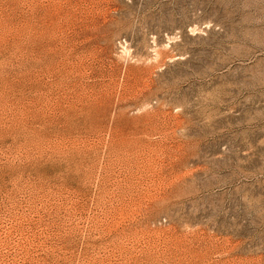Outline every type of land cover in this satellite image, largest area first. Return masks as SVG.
Instances as JSON below:
<instances>
[{
  "label": "rangeland",
  "instance_id": "1",
  "mask_svg": "<svg viewBox=\"0 0 264 264\" xmlns=\"http://www.w3.org/2000/svg\"><path fill=\"white\" fill-rule=\"evenodd\" d=\"M258 48L264 0H0V264H264Z\"/></svg>",
  "mask_w": 264,
  "mask_h": 264
},
{
  "label": "bare ground",
  "instance_id": "2",
  "mask_svg": "<svg viewBox=\"0 0 264 264\" xmlns=\"http://www.w3.org/2000/svg\"><path fill=\"white\" fill-rule=\"evenodd\" d=\"M258 53V54H257ZM262 57H264V48H258L255 52H248L247 54H245V55H242L241 54V56H239L238 58L240 59V60H242V61H246V60H250V63H251V67H254V69L256 68V67H258V65H259V63L261 62V60H262ZM247 62V61H246ZM264 62V61H263ZM263 64V63H262ZM259 67H261V66H259ZM264 68V67H263ZM251 71V70H250ZM256 69L255 70H253V72H252V74H254V75H256ZM257 71H258V69H257ZM261 72H263V69H262V71ZM261 77V76H260ZM263 79V78H262ZM261 82V81H260ZM253 84H254V82H253ZM260 83H258V85H259ZM244 85V84H243ZM261 86H262V84H261ZM264 86V85H263ZM243 87V86H242ZM247 87V86H246ZM244 88V87H243ZM212 101V100H211ZM211 105V104H210ZM212 107V106H211ZM210 116V115H209ZM220 118V117H219ZM208 119V118H207ZM215 119V118H214ZM206 120V119H205ZM212 121V120H211ZM212 123V122H211ZM214 123V122H213ZM218 123V122H217ZM247 124L248 125H250L251 123H250V121L249 122H247ZM211 131V130H210ZM212 135V134H211ZM244 155V154H243ZM246 160V159H245ZM248 160V159H247ZM239 163V162H238ZM229 165V164H228ZM239 166V165H238ZM260 169V168H259ZM236 170V169H235ZM251 170V169H250ZM249 171V170H248ZM228 184V183H227Z\"/></svg>",
  "mask_w": 264,
  "mask_h": 264
}]
</instances>
